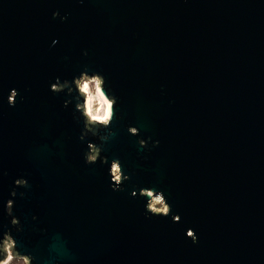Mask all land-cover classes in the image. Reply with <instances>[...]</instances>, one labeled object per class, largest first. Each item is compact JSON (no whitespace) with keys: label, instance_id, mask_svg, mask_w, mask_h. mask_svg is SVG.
Returning a JSON list of instances; mask_svg holds the SVG:
<instances>
[{"label":"water","instance_id":"obj_1","mask_svg":"<svg viewBox=\"0 0 264 264\" xmlns=\"http://www.w3.org/2000/svg\"><path fill=\"white\" fill-rule=\"evenodd\" d=\"M85 68L117 97L98 144L109 165L85 164L97 142L50 91ZM113 159L131 177L122 192ZM0 165L4 226L28 181L13 210L22 252L66 239L69 264H264V0H0ZM144 188L169 217L146 215Z\"/></svg>","mask_w":264,"mask_h":264},{"label":"clouds","instance_id":"obj_2","mask_svg":"<svg viewBox=\"0 0 264 264\" xmlns=\"http://www.w3.org/2000/svg\"><path fill=\"white\" fill-rule=\"evenodd\" d=\"M83 3L84 0H79ZM59 18L61 22L67 20V17H60L59 13H53V19ZM55 43V42H54ZM87 55V53H85ZM50 91L53 94H65L67 97L75 100L72 115L79 124L83 121V129L79 136L81 143L85 142L89 136L97 143L88 142L87 151L84 152V161L86 165H95L98 161L103 165H109L107 157L103 156V148L99 145L106 143L109 137L114 135L111 131L103 134L110 129L116 117L117 97L111 94V90L105 80L103 74L85 68L79 76L73 77L71 81L64 80L63 82L57 78L50 86ZM19 93L13 89L8 97L9 107H15ZM23 97H20V102L23 103ZM73 99L65 101L63 107L68 109L73 104ZM77 113L79 115L77 116ZM128 133L131 136H139V130L136 127H129ZM151 138L148 140L140 139L137 141L141 149L147 148ZM159 141L153 143V147H158ZM111 178V190L113 192L124 191L123 185L128 182L131 177L125 175L123 167L119 159H113L110 163L109 172ZM7 173L0 165V185H2L3 177ZM28 181L23 177L14 181L13 188L10 192L11 198L5 205L7 216L10 218V226L6 227L0 222V264H69L73 259L71 246L66 239L62 240V250H57L48 246L42 254H34L33 251L25 249L20 251L22 245L15 239L13 232L17 235L24 231L20 220L14 215L15 199L17 195L23 198L24 192H17L18 189L28 188ZM133 197L137 196L136 192L132 193ZM140 198L147 201L145 204V213L147 216H155L167 218L171 215V205L167 202V198L162 191H156L152 188H144L139 192ZM37 218L34 216L33 220ZM173 222H179L178 215L172 216ZM186 237L193 244L198 242L195 232L191 229L187 230Z\"/></svg>","mask_w":264,"mask_h":264}]
</instances>
